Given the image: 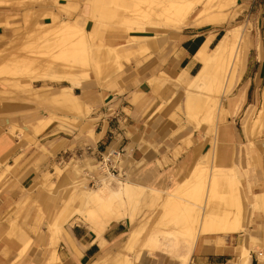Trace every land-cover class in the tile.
<instances>
[{
	"label": "rangeland",
	"instance_id": "1",
	"mask_svg": "<svg viewBox=\"0 0 264 264\" xmlns=\"http://www.w3.org/2000/svg\"><path fill=\"white\" fill-rule=\"evenodd\" d=\"M160 1L93 0L95 6L93 9L95 8L98 12L93 11V9L91 12L85 10L87 0L5 1V5H0V23L7 20L8 25L3 26L0 24V53L2 54V50L5 48L6 53L3 52L7 59H5L6 63L0 62V80L6 84L15 80V86L12 88L16 93H28L25 92V87H28V85L21 86L20 84L26 82L33 86L37 82L33 81L31 76L47 65L51 58L56 56L60 60L65 48L75 45L79 49L82 46L88 48V59L91 67H93L92 72H78L83 77L84 82L95 80L94 66L97 63L95 57L98 54L95 55L93 52L98 48L99 51L105 52V58L103 56V59L99 58L101 59L99 65L102 71L100 70L99 74L101 81L97 82L100 85L123 80L122 78L126 75L125 66L132 68L137 73L131 79L132 84H137L140 80V69L148 68L151 63L165 64L169 60V56L178 57V35L183 31V28H179L183 25L174 27L170 20L162 16L161 8H159ZM196 9L189 25L193 27L186 29L209 28L220 32L222 36L230 29L242 30L244 39L249 41V45L246 46L244 61L247 57L250 65L248 70L245 71V69L244 72L238 67V79L234 81L227 92H223L222 89L218 91L219 88L215 84L207 88L203 94H200V104L191 113H186L185 107L182 108L186 93L182 88H178L172 83L175 77L177 79L176 74L160 71L157 74L158 76L153 77L158 82L165 78L169 79L163 86L175 91L178 95H183L180 96V102L173 108L174 110L170 112L165 121L167 138H176L178 133L181 135L182 130L189 127L193 132L187 138H181L179 144H182L185 148L198 145L199 149L203 151L190 170L179 179L168 176L163 171V163L168 161L167 153H169L170 147H167L165 153H163V161H156L157 168L149 167L146 162L142 165L135 164L133 161L127 160L126 156H123L125 173L122 177L124 179L136 180L145 185L149 184L158 191L163 190L160 199L153 197V195L156 197L158 194L154 189L146 190V196H143L145 198L144 202L140 203V208L138 207L139 209L135 214L136 230L140 234L139 241L133 246L129 255L132 259L146 237L155 230L161 232L163 236H160L161 242H174L175 237L187 228L185 227L187 224L182 223L177 215L179 213V202L183 199L193 200L187 193V187H196L194 189L199 190L202 194L201 198L204 200L207 195L210 169L214 171L210 174H218L231 168L238 182L241 205L239 220L244 230L232 235L228 241L223 242L224 245H222L223 240L217 239L218 236H201L198 239V244L201 246L205 243L207 246L213 247L230 245V250L234 252L233 259L231 258L235 262L233 264L239 263L241 249L246 247L250 253L249 260L253 257L256 259V263L264 264V185L263 180H259L257 176L258 172L262 173L264 171L263 72L262 81L246 93L251 78L253 79L256 76L257 79L258 77V74H256L257 65L255 64L256 55L264 66V0H201ZM214 17L219 18L218 24H208V21ZM73 22L79 23L83 27L77 33L72 32L71 27L68 26ZM149 37H155V42L150 44ZM22 57L24 59L29 57L34 60L35 63L30 65L29 70L21 67V71L19 66L16 67L21 63ZM241 59L237 62L238 66L242 62ZM36 67L39 70H36ZM33 69L34 71H32ZM149 84L152 83L149 82ZM152 85L160 86L156 82ZM218 95L220 100H218ZM164 104L165 102H162V105ZM260 116L261 119H259ZM151 121L155 122L154 117L151 118ZM218 133L222 135L218 136ZM164 145L165 143L162 142L159 146L149 144L146 146L159 153L160 147ZM180 150L178 146H175L173 151L175 158L180 154ZM229 153L232 154L229 163L219 160L218 154L222 159L223 156L221 155L225 156L226 154L227 156ZM87 159L93 160V162L96 161L87 153L74 155L72 158L55 161L50 169H46L45 172L37 175L39 178L37 190L42 192L45 198L27 194L19 207L20 212L26 213L24 224L27 222L32 223V228L26 231L29 235L34 237H38L39 234L43 235L41 227L45 222L47 231L52 237L59 235L64 224L83 225L81 218L73 211L79 197L82 195L80 186L75 183L77 180L85 178L81 181L82 184H87L92 190L101 182L98 178L99 172H91L86 168L85 161ZM213 160L216 162H213ZM75 163L85 168V173H88L87 176L83 173L78 175L74 173L72 165ZM158 168L161 170L160 175L156 172ZM193 172H195V177L192 176ZM109 175H106V177L111 188L116 189L118 184ZM90 176L94 178L92 183L90 182ZM158 176L160 180L154 182ZM147 178H150L149 181H145ZM218 188V193H216L218 195L215 194L214 200L220 203V199L223 200L224 198L226 200L230 196L231 190L227 192L229 188L223 186V189H221V186ZM220 190L224 191L221 192ZM75 191H78V193ZM170 191L174 193L175 197L170 198L172 203L165 204L164 200H168L167 193ZM162 204L164 208H162ZM223 207L222 210H224ZM231 209L235 213L237 212L235 208L231 207ZM61 210L63 214L59 215ZM32 211H35L34 216H31ZM69 211H72L73 214L66 220L65 216ZM17 217L16 215L15 220L11 223L15 228L20 229V226H17ZM159 219L162 221L161 224H158ZM124 225L125 231H128V225ZM15 231L17 233L18 230ZM255 235L259 240L253 238ZM26 238L25 249L32 242V238H29V236H26ZM53 243L56 245L58 241L54 240ZM121 245L122 243L118 248ZM209 248L211 249V247H206L207 250ZM155 253L158 254L157 258L152 257L147 252L142 253V256H140L141 262L143 264H151L152 262L177 264L170 258L161 255L160 252ZM259 253H262V256H259ZM54 255L57 256L55 250H53L52 256L54 257ZM112 255L113 253L109 258H105L104 264H113L110 261ZM53 257L52 261L55 260ZM191 261L193 264H197L193 256ZM133 264L135 263L133 262Z\"/></svg>",
	"mask_w": 264,
	"mask_h": 264
},
{
	"label": "crops",
	"instance_id": "2",
	"mask_svg": "<svg viewBox=\"0 0 264 264\" xmlns=\"http://www.w3.org/2000/svg\"><path fill=\"white\" fill-rule=\"evenodd\" d=\"M93 11L97 10L94 8ZM189 27L193 26L179 28H183V31L178 35V57L169 56L165 64L151 63L148 68L140 69L137 84L131 82L137 73L128 66H125L126 75L123 80L116 83L100 85L97 81H101V77L97 69H94L95 80L85 81L81 86H72L66 80L50 79H35L33 81L37 83L33 86L21 83V86L28 85L25 92L29 94L16 93L12 88L15 80L9 84L0 80V264H91L100 258H109L123 242L122 237L127 232L123 223L109 226L102 235V241L96 239L86 226L79 224H64L57 237L48 233L46 222L41 227L43 235L34 237L26 232L32 228V223L24 224L26 213L19 211L20 204L27 194L45 198L37 190V175L50 169L62 155L64 158H72L74 155L87 153L96 160L106 152L123 151L127 160L138 165L146 162L149 167L157 168L156 161L162 162L163 153L170 147L168 161L163 163V171L175 179L184 176L195 164L203 150L198 145L185 148L179 144L181 138L193 132L192 129L188 127L182 130L181 135L178 133L176 138H167V126H164L167 116L180 102L182 94L178 95L163 86L169 79L158 82L153 78L160 71L176 74L179 79L175 77L172 83L185 92L190 79L202 66L195 59L197 52L208 40L209 49L218 45L220 40V32L214 29H186ZM155 39L149 37L148 41L152 44ZM98 51L97 48L93 54H98ZM96 59L97 57L95 61ZM245 61L241 68L243 72L250 65L247 57ZM255 64L258 80L256 76L251 78L246 93L262 81L264 66L257 55ZM148 80L160 86H153ZM162 102L165 104L162 105ZM182 108L184 109V104ZM153 117L155 122H150ZM162 142L165 145L160 147L159 153L146 146H159ZM175 146L181 149L177 158L173 154ZM231 155H221V160L229 163ZM156 172L161 174L159 168ZM257 176L259 180H263L264 185V171L258 172ZM158 180L159 176L154 182ZM62 214L61 210L59 215ZM16 215L20 229L11 223ZM34 215L35 211H32L31 216ZM15 230L21 232L15 233ZM234 234L220 235L217 239L223 240L224 245L223 242ZM26 236L32 238L27 249L24 247ZM253 238L259 240L256 235ZM54 240L58 241L56 245ZM103 241L106 243L104 248ZM205 245H201L202 248L192 255L197 264L235 263L231 260L234 252L230 250V245ZM206 247L211 249L207 250ZM53 250L59 259L57 261H52ZM138 262L135 264H143L141 258ZM249 262L248 264H259L253 257ZM237 264H241L240 260Z\"/></svg>",
	"mask_w": 264,
	"mask_h": 264
},
{
	"label": "bare ground",
	"instance_id": "3",
	"mask_svg": "<svg viewBox=\"0 0 264 264\" xmlns=\"http://www.w3.org/2000/svg\"><path fill=\"white\" fill-rule=\"evenodd\" d=\"M5 1L8 0H0V5L4 4ZM200 3L201 0H161L159 2V8H161L160 11L163 14L162 16H165L167 20H170V23H172L174 27H180L181 25L189 26L191 24V17L195 10H197L196 6ZM93 7H95L93 0H87L84 7L85 10L91 12ZM218 20L219 18L214 17L208 21V24L217 25ZM0 24H2L3 26L6 24L8 25L7 20H4V22ZM68 26L71 27L72 32L74 33L79 32L80 29L83 28L79 23L74 22L73 24H69ZM244 38V32L242 30L230 29L221 37V39L217 43L218 45H216L214 49H209L208 47L210 44V40H208L204 44V46L200 48L195 56V59L199 60L202 66L196 73V75H193L185 88L186 94L184 107L186 109V113L195 111V108L198 104H200L199 102H201L200 94H203L205 90L212 84L217 85V88H219L218 91L222 89L223 92H227L234 81L238 79V67L240 68V70L241 68H243V64L245 62L244 55L246 53V46L249 45V41H246ZM3 51L6 53L5 48L2 50V54L0 53L2 55V57L0 56V62L6 63L5 59L7 58H5L6 55ZM259 51L261 52L260 49ZM88 54V48L83 46L80 49L75 45L65 48V51L63 52V54H61L62 56L60 57V60L55 56L50 59V62L48 61L47 65L42 68L39 67L40 70L36 67V70L39 71L31 76V79H50L58 81L66 80L69 81L72 86H81L84 81L83 77H81L80 73L78 72L93 71V67H91V63L88 59ZM102 56L105 58V52L99 51L97 56V63L96 66H94V69H97L99 74L100 70L102 71L99 65L101 59L99 58H102ZM240 58H242V62H240L238 66L237 62L240 60ZM22 60L24 61L22 62ZM20 62L21 63H19V65L15 63V65H17L16 67L19 66L20 70L22 68L29 70L30 65H32V63H35L34 60H31L29 57L28 59H24V57H22ZM32 71H34V69ZM262 99L264 103V85L262 88ZM218 100H220V98ZM259 119H261V116L259 117ZM220 134L218 133V136ZM218 158L219 160H221L219 154ZM216 161L213 160V162ZM85 164L86 168L89 171L100 173L98 175V178L101 180V182L98 183L97 187L92 190L87 186V184H82L81 181L85 180V178H83L82 180H77L75 183L80 186L82 195L79 197L76 203V207L73 211H75L76 214L81 218L82 224L90 230L91 234H93L96 239H101V241L103 233L109 226L117 223H124L128 225V231L126 232L123 240H121L123 241L121 242L122 245L114 251L110 259L111 262H119V264H133V262L139 263L138 261L140 260V256L142 255V253L147 252L149 255H152V257L155 256L157 258L158 254L155 252H160L161 255L170 258L177 264H193L191 261L193 253L199 251L202 248L200 244H198V239L201 236L217 237L220 235L234 234L240 232V230H244V227L239 220L241 205L239 200L240 195L237 184L238 182L234 177L232 169L229 168V170H227L226 172L224 171L223 173L220 172L218 174H210L211 172H214L212 169H210L208 173L209 181L207 182V195L205 199L203 200L201 198L202 194H200L199 190L197 191L194 189L196 187L192 188L193 186H188L187 193H189V196L192 197L193 200L183 199L178 203V218L182 223L187 224V226H185L187 228L182 231L179 236L175 237L174 242H161V232L159 230L153 231L143 241L140 249L137 250L136 255L132 258V261L129 253L133 249V246L138 243L140 237V234L136 230L137 225H135V214L140 208V203L144 202L146 190L154 189V187H151L149 184L145 185L136 180L124 179L122 177V173L118 176H113L109 173L107 167H100L97 161L93 162V160L90 161L87 159L85 161ZM72 169L77 175L83 173L87 176L88 174L85 173L84 167L82 168L76 163L72 165ZM90 175L92 174L90 173ZM106 175H109V177L113 181L117 182L118 186L116 189L111 188ZM193 175L195 177V172H193L192 176ZM152 186L154 185L152 184ZM220 186L221 189H223L222 186L224 188L228 187L229 189H226L227 192L231 190V194L227 199L224 196L226 200H224V198V201L220 199L221 201H223H220L221 204L219 203V201L214 200L215 194L218 193L217 189H219L218 187ZM154 190L155 192H158V194L156 195V197L153 195V197L155 199H160L163 190ZM224 190L220 191L222 192ZM167 195L168 200H164V203L170 204L172 203V200L170 198L175 196L171 191L168 192ZM222 207L224 208V210H222ZM231 207L235 208L237 212L235 213L234 210L231 209ZM162 208H164L163 204ZM72 214L73 212L69 211V213L65 216L66 220L70 218ZM159 223H162L160 219L158 220V224ZM102 245L104 248L106 245L105 241L102 242ZM249 254V250L246 247H243L240 257L241 264L250 263ZM53 259H56V261L59 260L56 255H54ZM104 262L105 259L100 258L99 260L94 261L91 264H104Z\"/></svg>",
	"mask_w": 264,
	"mask_h": 264
},
{
	"label": "built area",
	"instance_id": "4",
	"mask_svg": "<svg viewBox=\"0 0 264 264\" xmlns=\"http://www.w3.org/2000/svg\"><path fill=\"white\" fill-rule=\"evenodd\" d=\"M123 151H109L100 155V158L96 159L100 167H107L108 171L112 175L124 174V165H123ZM65 156H61L59 161L63 160ZM90 182H94V178L91 177Z\"/></svg>",
	"mask_w": 264,
	"mask_h": 264
},
{
	"label": "trees",
	"instance_id": "5",
	"mask_svg": "<svg viewBox=\"0 0 264 264\" xmlns=\"http://www.w3.org/2000/svg\"><path fill=\"white\" fill-rule=\"evenodd\" d=\"M219 37H220V38L222 37L221 33L218 35V38H219Z\"/></svg>",
	"mask_w": 264,
	"mask_h": 264
}]
</instances>
